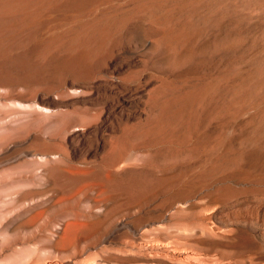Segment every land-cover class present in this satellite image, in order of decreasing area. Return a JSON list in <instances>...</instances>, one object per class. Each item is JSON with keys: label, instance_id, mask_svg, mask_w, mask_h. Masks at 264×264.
Listing matches in <instances>:
<instances>
[{"label": "rangeland", "instance_id": "rangeland-1", "mask_svg": "<svg viewBox=\"0 0 264 264\" xmlns=\"http://www.w3.org/2000/svg\"><path fill=\"white\" fill-rule=\"evenodd\" d=\"M0 264H264V0H0Z\"/></svg>", "mask_w": 264, "mask_h": 264}]
</instances>
